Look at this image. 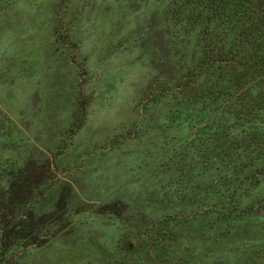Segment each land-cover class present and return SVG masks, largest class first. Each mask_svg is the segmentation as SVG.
I'll return each instance as SVG.
<instances>
[{
	"label": "rangeland",
	"instance_id": "374dc122",
	"mask_svg": "<svg viewBox=\"0 0 264 264\" xmlns=\"http://www.w3.org/2000/svg\"><path fill=\"white\" fill-rule=\"evenodd\" d=\"M209 1L0 0V235L22 205L35 230L0 244V264H122L127 249L129 264H264V178L214 171L213 152L197 164L199 107L177 88L198 36L167 26ZM213 204L235 222L202 217ZM154 234L149 252L138 238Z\"/></svg>",
	"mask_w": 264,
	"mask_h": 264
},
{
	"label": "trees",
	"instance_id": "16d2710c",
	"mask_svg": "<svg viewBox=\"0 0 264 264\" xmlns=\"http://www.w3.org/2000/svg\"><path fill=\"white\" fill-rule=\"evenodd\" d=\"M207 3L200 11L187 10V18H179L178 22L175 20L173 25L167 26L171 30V41L172 36L177 39L180 32H195L198 36L197 51H193L192 59L181 67L185 75L191 71L192 77H179L177 87L183 97L186 95V100L192 96L190 101L199 107L197 132L201 147L197 164L202 163L205 152H213L210 168L214 171L226 170L228 177H237L249 170L259 172L264 178V0H211ZM166 11L171 16L167 19L170 23L174 16L179 17L173 8L168 7ZM221 19H226L227 28L220 29V33H214L213 29L208 31V23ZM229 33L235 40L233 43L220 40L221 35L228 37ZM35 174L28 171L24 181L19 180L18 184L36 179ZM18 184H12L14 193L19 190ZM209 209L202 217L235 222L234 218L229 219V212L223 206L213 204ZM15 211L11 221L1 223L0 244L4 256L13 249L12 237L24 241L35 234L33 225H24L29 220L32 222L25 205ZM257 217L264 219V206ZM138 240L149 252L163 241L156 240L155 234L140 236ZM129 252L127 249L124 253L122 264L128 263ZM138 253L133 254L136 261L130 264H144L146 259L151 264L155 260L152 254L151 260L148 253L147 258Z\"/></svg>",
	"mask_w": 264,
	"mask_h": 264
}]
</instances>
